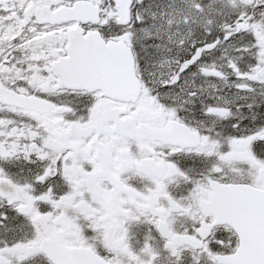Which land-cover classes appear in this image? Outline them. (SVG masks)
Returning <instances> with one entry per match:
<instances>
[{
    "label": "snow or ice",
    "instance_id": "1",
    "mask_svg": "<svg viewBox=\"0 0 264 264\" xmlns=\"http://www.w3.org/2000/svg\"><path fill=\"white\" fill-rule=\"evenodd\" d=\"M0 264H264V0H0Z\"/></svg>",
    "mask_w": 264,
    "mask_h": 264
}]
</instances>
